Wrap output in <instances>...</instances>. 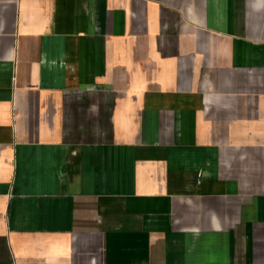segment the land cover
Instances as JSON below:
<instances>
[{
  "label": "crops",
  "instance_id": "0c3cea01",
  "mask_svg": "<svg viewBox=\"0 0 264 264\" xmlns=\"http://www.w3.org/2000/svg\"><path fill=\"white\" fill-rule=\"evenodd\" d=\"M0 264H264V0H0Z\"/></svg>",
  "mask_w": 264,
  "mask_h": 264
}]
</instances>
